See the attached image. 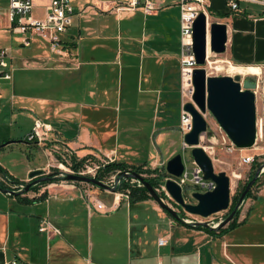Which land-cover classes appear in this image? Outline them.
<instances>
[{"label": "crops", "instance_id": "obj_1", "mask_svg": "<svg viewBox=\"0 0 264 264\" xmlns=\"http://www.w3.org/2000/svg\"><path fill=\"white\" fill-rule=\"evenodd\" d=\"M34 1L42 8L48 3ZM138 1L141 7L146 0ZM151 1L156 10L145 14L140 7L117 10L130 0H74L61 54L36 40L25 48L28 53L12 56V80L2 82L0 97V145L8 143L0 146V167L8 176L0 175L5 189L0 188V264H264V185L242 203L236 225L214 231L180 223L153 199L132 201L109 187L61 180L23 193L14 184H26L33 171L48 173L69 157L163 171L178 155L173 136L184 143L185 105L180 0ZM207 5L208 25H227L224 54L231 65L258 69L260 75L261 7L247 5L235 14L225 0ZM123 109L149 112L146 138L166 144V151L157 146L145 157L128 155L129 146L120 140ZM36 120L52 128L43 144L26 139ZM14 123L22 125L20 138ZM17 145L29 153L21 150L10 168L6 152ZM33 150L46 161L32 160ZM18 165L23 169L15 171ZM95 201L104 208L97 209ZM47 223L52 229L44 230Z\"/></svg>", "mask_w": 264, "mask_h": 264}, {"label": "water", "instance_id": "obj_2", "mask_svg": "<svg viewBox=\"0 0 264 264\" xmlns=\"http://www.w3.org/2000/svg\"><path fill=\"white\" fill-rule=\"evenodd\" d=\"M193 32V53L198 67L194 69L192 74L194 88L192 101L186 103L183 108L192 116L193 125L192 130L184 136L183 140L184 144L192 149V156L196 166L203 173V179L213 181L215 188L206 193L194 192L192 194V198L196 201L194 204L185 201L182 188L174 180L168 179L165 182V189L175 204L183 208L186 213L192 216L209 218L229 210L231 205V178L226 172L216 173L213 160L200 146L201 136L208 130V122L205 116L208 112L211 113L237 149H252L256 144L258 133L257 97L255 93L258 85L251 78L242 81L241 75L231 77L209 76L207 74L205 66L207 64L208 35L211 52L218 55L226 53L227 25L217 22L208 25V16L205 13H200L194 22ZM7 144L5 143L1 147ZM184 170L185 165L181 154L174 156L166 164V172L171 177H182ZM261 174L262 168L256 172L254 179L248 183L233 213L218 228H212L207 223H199L198 225L209 227L212 230L228 225ZM133 177L143 184L152 199L163 211L177 221L182 220L179 213L163 201L148 181L137 173L133 174ZM29 179L30 181L34 180L33 184L36 185L47 182L49 177L44 170H36L30 173ZM66 179L72 182L107 187L95 178L67 174ZM31 186L29 184L26 191H29Z\"/></svg>", "mask_w": 264, "mask_h": 264}, {"label": "built area", "instance_id": "obj_3", "mask_svg": "<svg viewBox=\"0 0 264 264\" xmlns=\"http://www.w3.org/2000/svg\"><path fill=\"white\" fill-rule=\"evenodd\" d=\"M227 7L232 13L241 14L246 10L245 6L256 4L261 7V12L264 14V0H225ZM9 25L10 29L21 35L20 37V46L24 48H29L33 45L36 40L47 43L51 52L59 55L62 53V47L64 42V35L67 33L68 29L72 26L73 16L75 13L74 0H48L47 5L43 6L44 16L35 17L34 11L37 8L34 0H9ZM208 0H180L179 8L181 12L180 18V43H181V54H180V67H181V76H182V92L184 96V104L192 101V95L194 92L192 84V74L194 69L198 66L196 64V59L193 53V28L194 22L199 16L200 13H205L208 16ZM140 7L138 0H130L127 5H120L117 7L118 11L125 10H136ZM140 8L143 9L145 14H151L156 10L155 4L151 0H146L144 5ZM208 62V59H207ZM14 67L12 64V55L9 50L6 48H0V97L2 95V82L11 81L12 73ZM193 119L192 116L183 110L181 115L180 122V131L185 136L192 130ZM52 131V128L49 125H46L40 120L35 121L34 128L27 136V141L31 143L43 144L47 141V135ZM262 131L257 133L256 144L253 148L258 146V141L260 136L263 139L264 134ZM263 136V137H262ZM264 141V140H263ZM234 147V146H233ZM185 144H183V150L188 149ZM235 148V147H234ZM264 150V147L262 148ZM65 159V158H64ZM66 160V159H65ZM63 160L58 168L64 170L65 173H61L60 177H65L67 174L79 175L89 178H98L99 172L102 170L105 165L109 164L95 163L91 160H87L84 165L75 170L72 168L71 164L70 169L65 166L68 164L67 160ZM184 162V158H183ZM245 164L250 165L255 162L254 157H247L244 159ZM94 163V164H93ZM180 178L170 177L165 179V181L156 189L157 192L162 193L170 200L171 197L168 195L165 189V182L168 179L174 180L182 188L183 196L184 190L187 193V197L192 198L194 192L206 193L212 191L215 188V183L210 180L203 179V173L198 168L195 167L191 177L188 169L186 168ZM121 173H124L125 177L119 176ZM141 176L145 179L144 174ZM127 177L131 178L130 184L132 187H144L143 184L136 178L133 177V174L130 169L126 171H119L117 174L110 176V178H103L99 180L104 183L107 187L114 191H121L124 185V181L128 182ZM68 181V180H66ZM53 184V183H52ZM25 188L24 184L18 185V190H23ZM193 189L197 190L194 191ZM191 191H194L191 194ZM124 192V191H123ZM11 194V192H9ZM130 189L124 192V195L129 199ZM164 200V197L161 196ZM185 199V198H184ZM193 199V198H192ZM186 201V200H185ZM187 202V201H186ZM94 206L97 209H103L104 206L100 201H95ZM167 204V203H166ZM201 218L202 220L198 219ZM210 218V217H209ZM209 218H202L195 216L194 218L184 219V222L188 225L196 227L199 223H207L212 228H218L223 222L214 224L213 221H210ZM209 220V221H207ZM46 229H52L49 223L46 224ZM160 245H163L165 241L163 239L159 240ZM93 264V263H89Z\"/></svg>", "mask_w": 264, "mask_h": 264}, {"label": "rangeland", "instance_id": "obj_4", "mask_svg": "<svg viewBox=\"0 0 264 264\" xmlns=\"http://www.w3.org/2000/svg\"><path fill=\"white\" fill-rule=\"evenodd\" d=\"M9 4H10L9 0H0V48H7L10 54L13 57L17 58L20 53L22 54L28 53L30 49L22 48L20 46L21 35L14 33L8 27L9 26ZM33 14L35 17H40V16L42 17L44 16V10L41 6H38ZM218 61L221 62V64L225 67L232 64L226 58V54L218 55V54L212 53L210 60L208 58V64H206L205 66L207 70V74L209 76L235 77L236 75H239V74L231 73L228 67L223 70H217L216 65H214V63ZM209 62H213V64L209 65ZM260 69H261L260 75L258 74V75H249V76L241 75V76H242V81L248 78H251L258 85L257 89L255 90L256 97H257L256 99L257 123H258V130L260 131V133L262 131L263 132L262 135H263L264 134V114H263L264 67H260ZM121 116H122V125L123 123H126V124H124L125 126L121 128L122 131L120 134L121 135L120 140L125 144V146H129V150L127 151L128 155L145 157L146 155L151 154L153 152V149L155 150L157 146L161 147L163 151H166V148H167L166 144L161 145V146L160 145L156 146L154 141L148 140L146 138V132L150 129V126H151V122H150L151 114L149 112L140 113L138 111H135V112L128 114L123 109ZM205 117L208 122V130L205 134L201 136L200 146L207 152V154L213 160L216 173L226 172L227 175L231 178V205H230V208H231L234 197L238 195L239 192H241L243 186L249 180L252 181L254 179L256 172L261 168H262V174L258 178L259 179L258 185L253 188V191L263 186L261 185V183L264 181V150L262 149L264 147V141H263L264 138L262 139L260 136V140L258 141V146L256 148H252L248 150H239L232 144V142L230 141L226 133L219 126V124L217 123L215 118L211 115V113L208 112ZM126 120H128V122H125ZM177 123L178 121L175 118L174 124L177 125ZM21 126H22L21 123H14V128L16 130V138L22 137ZM173 140L175 141L174 144H172L173 151H176L177 154H181L183 156L184 163L186 164V168L188 169V172L190 173V177H191V174L196 167L194 158L192 156V149L188 148L186 150H183L184 143L183 144L181 143V139L177 135L173 136ZM182 141H183V138H182ZM126 142H128L129 144ZM4 144L5 143H3L2 145ZM21 150H23L26 155L29 153L28 151H25V148H23L21 145L14 146V148H9L6 152L7 157L4 160V162H7L8 166L10 167L11 165L10 160L12 158H20L22 156ZM1 153H3V150H0V154ZM247 157H254L255 162L250 165L245 164L244 159ZM31 159L32 160L42 159L44 162L46 161L44 156L41 154V152H37L34 150L32 151ZM67 159L69 163L65 167L70 169L69 165L71 164V158L69 157ZM130 160L133 164H140V163L143 164V162L135 161L136 159H133V157H130L129 161ZM93 162L98 163V164L101 163L100 161H94V160ZM107 162H109V160L106 159L102 163L105 164ZM136 167H139V166H136ZM157 168L161 169L162 167L158 166ZM22 169H23V166L18 165L15 171L22 170ZM154 169L155 168H152V167L145 168V170H154ZM55 171L65 173L64 170H60L59 168H54V169H51L50 172L46 174L47 175L53 174ZM117 172L106 175L105 178L109 179L110 176L117 174ZM144 175L145 177L148 178V177H154L157 174H152V175L144 174ZM130 181H128V183H130ZM193 190L197 191L195 189ZM194 191H191V194ZM253 191H252V194H253ZM159 195L164 197L165 203H167L172 209L177 211L185 219L194 217L186 213L183 210V208L179 206L185 212V214L181 213V210L175 205V202L173 200H170L169 198L167 199V197L162 195V193H159ZM184 198L187 201V203H193V204L196 203L194 199L187 197V193L185 192V190H184ZM230 208L227 211H223V212H220L218 214L211 216L209 220L213 221L215 225H217L220 222H224L229 214ZM198 219L202 220L201 218H198ZM214 230H217V229H214Z\"/></svg>", "mask_w": 264, "mask_h": 264}, {"label": "trees", "instance_id": "obj_5", "mask_svg": "<svg viewBox=\"0 0 264 264\" xmlns=\"http://www.w3.org/2000/svg\"><path fill=\"white\" fill-rule=\"evenodd\" d=\"M88 158H84L82 160H77L75 157H71V166L73 169L75 170H78L79 168H81L84 163L87 161ZM130 169L132 174H157L156 176L154 177H148V178H145L146 181H148L155 189H157L164 181L165 179L167 178H170L171 176L166 172V169H163V171H159L158 169H154V170H145V165H142V166H139V167H130L128 166L127 164L125 163H116V162H113V163H109L107 165H105V167L102 168V170L99 172V175H98V180H103V178L106 176V175H109L111 173H114V172H117V171H126ZM62 172H59V171H55L53 174H49L48 177H49V180L45 183H41L40 185L38 186H42V185H47V184H52V183H55L57 181H61V180H67L66 179V175L65 177H59V175L61 174ZM0 175L8 178L7 176V173L6 171L0 167ZM57 176V177H56ZM119 176L121 177H125L124 173H121ZM128 181L131 180L130 177H127ZM251 180H249L242 188L241 192L238 193V195H236L233 199V204H232V208L234 209L237 205V203L239 202L240 200V197L242 195V193L245 191L248 183L250 182ZM258 182H259V179H257V181L255 182V184L253 185V187L251 188V190L248 192L247 196L245 197L244 201L247 200L248 198H250L252 196V191H253V188L255 186L258 185ZM34 180H31L29 182V184H31L32 186L30 187V190L29 191H33L35 190L38 186H34ZM14 184L16 185H21L22 183L18 182V181H14ZM27 185V184H26ZM261 185H264V181L261 183ZM28 186V185H27ZM25 186V188L27 187ZM0 188L2 190H5L3 185L0 183ZM127 189H130V194H129V197H130V200L132 201H139V200H146V199H152V197L150 196L148 190L145 188V187H132L130 183H128L126 180L124 181V185H123V188L121 189V191H127ZM180 210H181V213L185 214V212L177 205L175 204ZM167 213V212H166ZM168 214V213H167ZM169 215V214H168ZM170 216V215H169ZM238 216H239V210L236 212V215L235 217L233 218V220L229 223V226L228 228H231L232 226L236 225V222H237V219H238ZM171 217V216H170ZM181 217V221H179L180 223H183L185 224L184 222V217ZM192 226V225H191ZM195 228H198V229H203V230H212L210 229L209 227H204L203 225H196ZM217 230H224L223 228H219ZM215 231V230H214Z\"/></svg>", "mask_w": 264, "mask_h": 264}, {"label": "bare ground", "instance_id": "obj_6", "mask_svg": "<svg viewBox=\"0 0 264 264\" xmlns=\"http://www.w3.org/2000/svg\"><path fill=\"white\" fill-rule=\"evenodd\" d=\"M209 34V33H208ZM212 55V52H211V49H210V38H209V35H208V49H207V59L209 58L210 60V57ZM214 55V54H213ZM215 56V55H214ZM213 56V57H214ZM208 64V62H207ZM212 65L213 62H209V65ZM214 65H216V69L217 70H223L225 68L228 67L229 71L231 73H235V74H240V75H243V76H246V75H258L259 74V70L258 69H255V68H243V67H236L234 65H229L227 67L223 66L221 64V62H215ZM225 72V71H224Z\"/></svg>", "mask_w": 264, "mask_h": 264}, {"label": "flooded vegetation", "instance_id": "obj_7", "mask_svg": "<svg viewBox=\"0 0 264 264\" xmlns=\"http://www.w3.org/2000/svg\"><path fill=\"white\" fill-rule=\"evenodd\" d=\"M55 183H57V182H55ZM26 184L29 185V182L26 183ZM26 184H24V186H27ZM38 185H40V184H36V185L34 184V186H38ZM26 188H27V187H26ZM26 188H24L23 190H20V191L23 192V193L30 192V191H26ZM29 190H30V189H29ZM235 208H236V207H235ZM235 208L233 209L232 206H231L227 218L233 213V211L235 210ZM238 210H239V209H238ZM179 215H180V214H179ZM227 218H226V219H227Z\"/></svg>", "mask_w": 264, "mask_h": 264}]
</instances>
